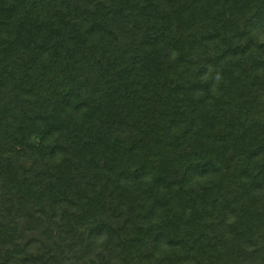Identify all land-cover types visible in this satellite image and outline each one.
<instances>
[{
	"label": "trees",
	"instance_id": "trees-1",
	"mask_svg": "<svg viewBox=\"0 0 264 264\" xmlns=\"http://www.w3.org/2000/svg\"><path fill=\"white\" fill-rule=\"evenodd\" d=\"M0 264H264V0H0Z\"/></svg>",
	"mask_w": 264,
	"mask_h": 264
},
{
	"label": "rangeland",
	"instance_id": "rangeland-1",
	"mask_svg": "<svg viewBox=\"0 0 264 264\" xmlns=\"http://www.w3.org/2000/svg\"><path fill=\"white\" fill-rule=\"evenodd\" d=\"M36 141V140H35Z\"/></svg>",
	"mask_w": 264,
	"mask_h": 264
}]
</instances>
